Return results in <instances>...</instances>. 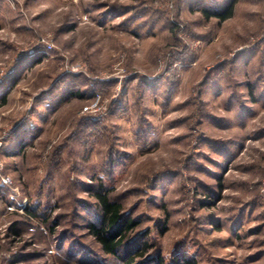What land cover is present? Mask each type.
Segmentation results:
<instances>
[{
	"label": "rangeland",
	"instance_id": "1",
	"mask_svg": "<svg viewBox=\"0 0 264 264\" xmlns=\"http://www.w3.org/2000/svg\"><path fill=\"white\" fill-rule=\"evenodd\" d=\"M132 259L264 264V0H0V264Z\"/></svg>",
	"mask_w": 264,
	"mask_h": 264
},
{
	"label": "trees",
	"instance_id": "2",
	"mask_svg": "<svg viewBox=\"0 0 264 264\" xmlns=\"http://www.w3.org/2000/svg\"><path fill=\"white\" fill-rule=\"evenodd\" d=\"M226 10L228 11L225 8L223 14L219 13L218 16L222 19L229 18L231 10L227 13ZM92 197L98 205L99 214L96 219L98 224L93 222L88 225L89 232L106 255L120 257V252L131 245L128 243L132 240L130 237L137 223L134 219L127 218L123 205L112 198L110 190L99 188V191L95 192ZM13 235H20V231L14 229ZM144 247L145 250L139 253V257L146 255L144 252L149 246L146 244ZM128 262L132 264L134 260Z\"/></svg>",
	"mask_w": 264,
	"mask_h": 264
},
{
	"label": "built area",
	"instance_id": "3",
	"mask_svg": "<svg viewBox=\"0 0 264 264\" xmlns=\"http://www.w3.org/2000/svg\"><path fill=\"white\" fill-rule=\"evenodd\" d=\"M46 46H47V49H48L49 51L53 50V45H51V44H47Z\"/></svg>",
	"mask_w": 264,
	"mask_h": 264
}]
</instances>
